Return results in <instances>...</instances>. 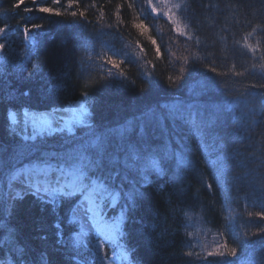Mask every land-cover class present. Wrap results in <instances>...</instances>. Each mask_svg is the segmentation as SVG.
Segmentation results:
<instances>
[{
    "label": "trees",
    "instance_id": "1",
    "mask_svg": "<svg viewBox=\"0 0 264 264\" xmlns=\"http://www.w3.org/2000/svg\"><path fill=\"white\" fill-rule=\"evenodd\" d=\"M0 27V264L25 246L27 264H98L76 240L79 196L23 193L8 211L6 191L43 152L129 122L152 131L141 161L151 183L138 185L133 170L104 184L111 214L127 208L132 187L142 193L120 226L122 264H264V0H0ZM78 100L89 127L38 137L30 143L41 151L17 158L23 133L11 112ZM166 104L185 118H169ZM152 158L159 172L146 167Z\"/></svg>",
    "mask_w": 264,
    "mask_h": 264
},
{
    "label": "snow or ice",
    "instance_id": "2",
    "mask_svg": "<svg viewBox=\"0 0 264 264\" xmlns=\"http://www.w3.org/2000/svg\"><path fill=\"white\" fill-rule=\"evenodd\" d=\"M59 2L60 0H56V3ZM75 2L76 0H69V7H72ZM20 3H23V0H20ZM16 6L18 7L19 4ZM28 10L31 11L32 9ZM39 11L55 15L61 14L52 7H40ZM72 15L77 16V13L72 12ZM81 15L83 14L81 13ZM173 22L175 23V21ZM32 27L39 28L41 26L33 25ZM6 31V28L0 27V33L6 34ZM3 48L4 44L0 43V49ZM159 51V48H157V52ZM183 71L184 69L182 68L181 72ZM211 71L215 72L216 69L212 68ZM236 75H240V73H236ZM176 79L180 80L181 77L177 76ZM61 87L62 85H53L51 90L59 91ZM260 87L264 88V84L260 85ZM22 95L27 96L29 92L25 91ZM90 102L94 103V100L90 99ZM163 107L167 109L169 118H185L184 110L178 105L166 104ZM88 111L84 103L70 105L62 109L54 108L51 112L39 114H30L25 109L24 116L30 118L31 121V135L28 134L26 119V127L22 135L24 146L17 153V158H22L31 151L40 152L39 146L30 143L38 137L54 136L65 131L71 135L75 125H84V118ZM62 113H71V115L65 116ZM10 115L11 123L15 125L17 122L16 115L15 113H10ZM188 115L190 117L191 113ZM159 119L161 124H163L165 118L161 116ZM90 136V139L81 138L79 143H76L73 148L68 149L64 153L43 152L36 161L31 162L30 166L22 170L25 174V184L26 187L34 190L37 195L43 194V197H46L52 203H56L57 193H61L65 197L72 196L75 193L81 194L83 200L78 206V210L83 211L84 216L94 223L98 233L105 230L115 233L120 229L126 212L135 207L136 200L142 196V193L138 187H132L131 192L125 195V200L128 202L127 208L122 207L120 216L115 219V223L109 224L105 219L103 210L109 205V201H111L112 207H116V200L109 189L104 187V184L115 187L116 181L121 183L127 181L128 175L133 170L141 173L140 179L136 181L138 185L142 187L151 183L148 174L142 172L141 161L145 149L151 151L149 141L152 131L148 123L141 122L139 125H133L129 122L127 126L108 129L105 132L96 133L92 131ZM73 139L75 138L73 137ZM53 160H55V163H52ZM146 167L160 171L159 163L154 158L147 162ZM92 176L102 179L103 183H97V179H93ZM64 189H68V191H64ZM19 195V193H9L7 197L8 208L6 210L11 211V208L14 207L13 201ZM73 215H75V211H73ZM258 215L261 216V219H264V214ZM261 232L264 233V228L261 229ZM81 234L84 236L88 235L83 230H81ZM109 238H114V236ZM77 239L79 240V238ZM261 239H264V236ZM8 242L14 247L15 242L12 240L11 234ZM96 248L99 249V243ZM9 250L11 251L12 249ZM230 254L235 256L236 250L232 249ZM28 255L27 246L15 249L13 251L15 264H27ZM188 255L191 256L192 253H188ZM209 255H213V253H209ZM220 255H223V253H220ZM97 259H103L98 252Z\"/></svg>",
    "mask_w": 264,
    "mask_h": 264
},
{
    "label": "rangeland",
    "instance_id": "3",
    "mask_svg": "<svg viewBox=\"0 0 264 264\" xmlns=\"http://www.w3.org/2000/svg\"><path fill=\"white\" fill-rule=\"evenodd\" d=\"M1 57H2V54L0 55V58ZM0 62H1V60H0ZM78 103H84L85 104L84 101L78 100V101L71 102L66 107H69L70 105H74V104H78ZM85 107H87L86 104H85ZM56 109H61V108H56ZM24 111L21 114L11 112V113H15L16 118H17L16 124L15 125H13L12 123L11 124L24 134V129L26 127V119H27L28 134L31 135V128H30L31 121H30V118H26L24 116ZM27 111L30 114L31 113L39 114V113L51 112L52 110H44V111L27 110ZM88 114H89V111H88ZM88 114L84 118V125H75L72 134L75 133L76 127H78V126L89 127V124L86 122ZM10 121H11V115H10ZM65 132L67 133V131H65ZM13 181L10 184V189H9L8 194L10 192H13V193H19L21 195L23 193L29 192V193H34L37 195V193L34 190H32L31 188H27L26 192H22L23 190L17 189L18 185L16 184V181H14V182ZM64 191H68V189H64ZM77 194L78 193H75V195H77ZM38 196H40L44 199H47L46 197H43V194H40ZM109 206H111V205H109ZM103 214L105 215V219L109 224L115 223V219L120 216V214H114V216L107 215L106 208H104ZM74 217H77V219L80 221V232L77 234L76 240L79 243L85 244L91 251H93L92 254L94 256H96V259H97V252H98L99 256L103 257V259H97V261L100 264H120L124 258L127 259V253L123 249L122 243L120 242V239H119L120 229L117 230L115 233H112L108 230L101 231L98 233V230H97L96 226L94 225V223L89 218L84 216L83 211L77 209L75 211ZM81 230H83V232H85V233H88V235L87 236L82 235ZM110 236H114V238H109ZM77 238H79V240ZM102 238L106 239V240L113 241V244L111 243V247L109 248L110 249L109 253L106 250V247H105L104 242L102 241ZM88 241H90V243H88ZM100 242H102V243H100ZM98 243H99V249L96 248V245Z\"/></svg>",
    "mask_w": 264,
    "mask_h": 264
},
{
    "label": "bare ground",
    "instance_id": "4",
    "mask_svg": "<svg viewBox=\"0 0 264 264\" xmlns=\"http://www.w3.org/2000/svg\"><path fill=\"white\" fill-rule=\"evenodd\" d=\"M62 114L65 115V116H70L71 115L70 113H62ZM196 120L198 122H200L199 117H197ZM26 167L27 166H25L24 168H26ZM24 168H22L19 172L17 171V173L15 174V177H14V179H15L14 181H16V184L18 185L17 189L23 190V191H25L27 188H30V187H26V184H25V174L22 171ZM8 196H9V194L7 195V197Z\"/></svg>",
    "mask_w": 264,
    "mask_h": 264
}]
</instances>
